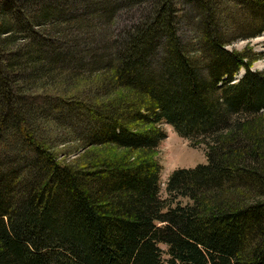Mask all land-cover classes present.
Segmentation results:
<instances>
[{
  "label": "trees",
  "instance_id": "trees-1",
  "mask_svg": "<svg viewBox=\"0 0 264 264\" xmlns=\"http://www.w3.org/2000/svg\"><path fill=\"white\" fill-rule=\"evenodd\" d=\"M263 34L264 0H0V264H264V42L226 49ZM162 123L206 161L166 200Z\"/></svg>",
  "mask_w": 264,
  "mask_h": 264
},
{
  "label": "rangeland",
  "instance_id": "rangeland-1",
  "mask_svg": "<svg viewBox=\"0 0 264 264\" xmlns=\"http://www.w3.org/2000/svg\"><path fill=\"white\" fill-rule=\"evenodd\" d=\"M178 9L182 13L184 10H187V7L182 6L181 8L178 7ZM123 12L124 10H119L116 12V18L114 19V16L112 20L113 24L109 25L108 28H106V31H100L93 34L95 42H97L96 40L99 39H112L113 35H115L118 29H121L125 25H128V20L130 18L129 14H123ZM186 33L188 34V31ZM82 40L83 38L81 37L76 38L77 42H82ZM263 42L264 34L251 39L234 40L228 46H226V49L235 50L237 52L250 49L253 53L257 54L263 52ZM250 70L256 72H264V56L254 62L251 65ZM243 73V70H239L234 78L239 79L243 75ZM80 76L84 79L81 80L77 85V87L79 88V92L76 96L80 98L84 95H88L92 100L97 98L96 91L93 88H90L88 86L89 84H84V82L91 81L94 75L81 72ZM68 92L73 93L74 89H69ZM45 122H47L46 125L50 123V121L47 119H45ZM159 127L164 133V138L158 142L153 153L154 158L156 159L160 168L158 174V193L162 200H166L167 194L165 193V182L172 171L177 169L193 168L196 165L205 164L206 161L203 146L192 148L189 146L188 140L177 136L169 125L162 123L159 125ZM43 133L45 134L44 139L46 140V142L49 145H54L57 151H60L59 158H64L67 161H71L77 157V154H81L82 149H80L79 147V142L72 141L71 135L68 134V131L65 128L61 127V129L59 130L52 123L46 128L45 131H43ZM178 201L181 205L186 203V201L183 199H179ZM160 248L163 251L165 250L164 246H160ZM165 258L166 256L162 254V259Z\"/></svg>",
  "mask_w": 264,
  "mask_h": 264
}]
</instances>
